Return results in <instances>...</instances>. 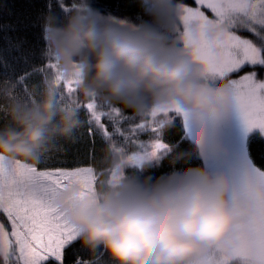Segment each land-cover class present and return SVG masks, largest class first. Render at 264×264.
I'll use <instances>...</instances> for the list:
<instances>
[{
	"label": "clouds",
	"instance_id": "obj_1",
	"mask_svg": "<svg viewBox=\"0 0 264 264\" xmlns=\"http://www.w3.org/2000/svg\"><path fill=\"white\" fill-rule=\"evenodd\" d=\"M175 3L141 0L142 14L119 18L122 23L98 19L90 0V11L45 12L43 54L61 78L75 80L82 101L95 95L133 116L159 106L214 115L231 105L228 93L174 41ZM251 18L249 11L238 23ZM225 30L218 23L207 37L219 41ZM80 126L77 113L42 88L35 103L0 105V156L35 164L61 141L73 140ZM100 162L112 163L107 152ZM133 166L139 165L125 166L118 179H105L87 194L66 184L52 200L80 245L90 253L100 249L112 264H202L231 254L226 245L237 226L264 208L259 185L237 182L226 171L192 172L173 164L145 176L127 171Z\"/></svg>",
	"mask_w": 264,
	"mask_h": 264
},
{
	"label": "snow or ice",
	"instance_id": "obj_2",
	"mask_svg": "<svg viewBox=\"0 0 264 264\" xmlns=\"http://www.w3.org/2000/svg\"><path fill=\"white\" fill-rule=\"evenodd\" d=\"M90 2L98 19L123 22L117 14L119 6L114 13L106 3ZM47 8L58 17L71 11H90L87 0H49ZM249 11L251 20L239 24ZM218 23H224L226 30L219 41L211 40L207 31ZM171 31L174 41L201 65L204 76L224 85L247 129L264 135V80L250 70L257 66L264 69V0H179L174 5ZM6 44L5 50L11 53L10 41ZM3 51L0 67L7 74L0 77V105L9 101L35 103L41 87L50 88L58 104L78 117L84 114L81 123L87 125L93 143L96 136L101 138L112 163H101L94 150L87 163L77 157L52 164L50 153L35 164L0 156V264H112L100 249L85 258L87 250L77 247V233L52 205L53 198L66 184H74L82 195L87 194L105 179H118L125 166L157 157L169 147L158 139L160 130L174 120H186L189 113L178 106H159L133 116L95 95L82 101L75 80L61 78L43 50L40 62L22 74L15 72ZM24 60L27 63L28 57ZM34 77L39 78L38 83H31ZM146 133L150 134L147 141L141 139ZM245 180L259 185L264 199V173ZM226 246L232 249L231 254L221 252L202 264H264V208L238 225Z\"/></svg>",
	"mask_w": 264,
	"mask_h": 264
},
{
	"label": "trees",
	"instance_id": "obj_3",
	"mask_svg": "<svg viewBox=\"0 0 264 264\" xmlns=\"http://www.w3.org/2000/svg\"><path fill=\"white\" fill-rule=\"evenodd\" d=\"M99 2L108 4L114 13L119 6L117 14L120 18H135L142 14L141 0H99ZM48 3L49 0H0V50H4L3 55L17 74H22L25 70L30 71L32 64L40 62V53L44 47L40 22L42 14L48 12ZM54 11L57 10L54 9ZM7 41L11 43V53L5 50ZM25 57H28L27 63L24 60ZM257 68L262 71L259 66ZM7 71L10 72L11 69ZM6 74V70L0 67V77ZM38 82V77H34L31 81L33 84ZM125 113L129 115L127 112ZM199 117H192V114H189L186 120L177 119L167 123L160 130L158 137L168 144V150L157 159L140 167H130L127 171L145 176L160 175L169 171L173 164L177 167L190 169L192 172L205 170V160L196 140V134L194 135L189 130L192 128V122H197L202 118L198 119ZM79 119L85 120L83 113L80 114ZM242 123H244L243 120ZM73 135V140L61 141L57 148L50 152L52 156L50 163L55 164L58 160L64 159L70 162L77 157L87 163L86 158L93 150L97 157L101 158L105 154L104 142L99 136H96L93 143L86 124L81 123ZM141 139L149 140L150 134H144ZM60 148L67 149V152L59 151ZM234 168H241L240 175L237 174V177H241L240 179H243L241 173L244 170L252 169L250 176L264 173V135L259 130H252L247 135L242 156L236 158L233 164ZM248 177L245 175L244 180ZM77 247L82 246L78 243ZM85 258H91V253L88 250ZM105 258L109 260L107 256ZM234 264H238V262H234Z\"/></svg>",
	"mask_w": 264,
	"mask_h": 264
},
{
	"label": "rangeland",
	"instance_id": "obj_4",
	"mask_svg": "<svg viewBox=\"0 0 264 264\" xmlns=\"http://www.w3.org/2000/svg\"><path fill=\"white\" fill-rule=\"evenodd\" d=\"M250 70L257 71L258 78L264 80V69L262 71L258 68ZM240 74L243 75L245 73L241 72ZM233 78L237 77L234 76ZM197 116V114H192V117ZM191 127L189 130L194 135L196 134V140L205 160V171H226L237 182L243 181L245 175L248 177L252 174L250 172L252 169L250 171L244 170L241 173L243 174V179H240L241 177H237V174L240 175L241 168L233 169L236 158L242 156L246 137L251 132L242 123L239 112L233 105L225 107L214 115H209L197 122H192ZM158 139L160 138L158 137ZM160 140L165 143L162 139ZM165 144L168 145L167 143ZM162 153L155 158L144 159L138 167L157 159Z\"/></svg>",
	"mask_w": 264,
	"mask_h": 264
}]
</instances>
